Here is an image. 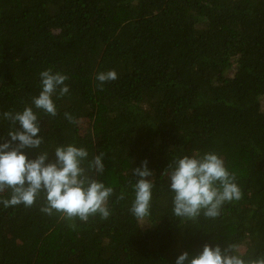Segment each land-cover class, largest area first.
<instances>
[{"label":"trees","instance_id":"16d2710c","mask_svg":"<svg viewBox=\"0 0 264 264\" xmlns=\"http://www.w3.org/2000/svg\"><path fill=\"white\" fill-rule=\"evenodd\" d=\"M49 68L69 77L55 117L32 104ZM109 70L118 79L101 91L95 77ZM263 101L264 0H0V143L12 128L3 113L33 107L47 162L61 145L89 160L103 152L104 172L90 175L114 189L109 218L87 222L42 213L44 193L30 208L0 204V264H175L230 244L246 259L264 254ZM209 152L242 198L215 219L182 222L163 173L176 156ZM145 160L155 187L140 222L130 207Z\"/></svg>","mask_w":264,"mask_h":264},{"label":"clouds","instance_id":"9594fccd","mask_svg":"<svg viewBox=\"0 0 264 264\" xmlns=\"http://www.w3.org/2000/svg\"><path fill=\"white\" fill-rule=\"evenodd\" d=\"M41 91L32 98L35 109L55 117L57 107L53 97L63 98L69 93L65 83L69 77L51 68L39 73ZM102 91L103 84L118 79L115 70L96 75ZM4 119L11 122L12 128L7 136L10 140L0 143V194L10 190V198H0L5 208L23 204L32 207L41 193L45 204L40 211L49 216L59 213L61 219L87 222L97 214L108 219L109 198L114 189L98 182L90 173L104 172L105 153L95 155L89 160V152L75 145H61L54 150L56 160H49V152L43 151V137L40 135L39 118L33 107L26 106L21 112H4ZM64 118L71 124L79 121L68 112ZM17 122L20 130L16 128ZM25 149H40L35 159H28ZM139 179L132 185L134 199L130 212L143 222L150 216L151 201L155 180H149L154 173L148 169V161L134 169ZM163 176L170 181L169 190L173 193L172 214L182 222H195L201 216L215 219L220 216L226 203L242 198V190L236 182V175L225 166L222 157L214 152L203 155L176 156ZM118 199H124L123 193ZM73 228L75 224L71 225ZM175 264H264V254L246 259L238 251V246L230 244L221 249L205 245L203 251L193 258L188 252L180 255Z\"/></svg>","mask_w":264,"mask_h":264},{"label":"rangeland","instance_id":"374dc122","mask_svg":"<svg viewBox=\"0 0 264 264\" xmlns=\"http://www.w3.org/2000/svg\"><path fill=\"white\" fill-rule=\"evenodd\" d=\"M263 108H264V101H263ZM80 124H81V130H82V132H84L85 129L88 127V121L82 120Z\"/></svg>","mask_w":264,"mask_h":264}]
</instances>
